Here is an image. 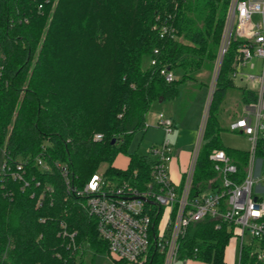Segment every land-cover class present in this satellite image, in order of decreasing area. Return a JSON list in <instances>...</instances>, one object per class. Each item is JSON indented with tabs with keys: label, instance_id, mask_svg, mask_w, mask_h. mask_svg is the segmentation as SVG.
I'll return each mask as SVG.
<instances>
[{
	"label": "trees",
	"instance_id": "trees-1",
	"mask_svg": "<svg viewBox=\"0 0 264 264\" xmlns=\"http://www.w3.org/2000/svg\"><path fill=\"white\" fill-rule=\"evenodd\" d=\"M229 1L0 0V52L5 57L0 164L5 156L12 161L28 157L27 170L53 188L39 206L36 197L42 188L31 196L0 173V264H95L97 253L109 252L84 198L67 193L58 170L41 172L31 160L42 154L68 163L78 188L103 163L111 183L155 188L154 158L128 154L129 143L136 131L147 130L154 102L179 100L188 81L200 88L207 84L199 74L215 68ZM163 26L169 30L164 37ZM241 42L233 41L212 93L194 195L221 189L212 159L218 150L237 165L238 180L247 173L250 150L223 143L218 117L227 90L237 86L233 74ZM163 68L174 71L176 78L167 81ZM239 88L245 104L257 102L258 90ZM120 154H128L126 167L115 164ZM256 157L264 161V137L259 138ZM238 239L234 225L206 217L190 224L180 256L227 264V248ZM109 254L114 264H131ZM144 264H164V256L152 251ZM239 264L264 263L252 255V246L243 244Z\"/></svg>",
	"mask_w": 264,
	"mask_h": 264
},
{
	"label": "built area",
	"instance_id": "built-area-1",
	"mask_svg": "<svg viewBox=\"0 0 264 264\" xmlns=\"http://www.w3.org/2000/svg\"><path fill=\"white\" fill-rule=\"evenodd\" d=\"M41 7L39 4V8ZM168 32L167 26H163L160 35L164 37ZM235 39H242L243 42L238 48L234 77L241 74L242 68L253 58L263 59L261 75H246L250 80H258L261 84L258 100L252 104L254 110L230 125L232 131L246 135L251 143L247 173L243 180H238L235 177L238 172L237 165L224 150H218L212 155V159L214 169L221 177V189L194 195V175L203 143L207 112L221 65ZM4 58V54L0 52V78ZM152 63L155 64L156 61L153 60ZM255 66L251 62L250 68ZM161 73L167 81L176 78L175 72L170 69L163 68ZM206 107L199 137L189 164L182 173L181 183H175L170 175V163L176 155L170 134L175 126L173 118L164 113H160L158 117V126L164 131V137L161 142L151 147V156L155 160L152 169L155 188L151 184L145 190L127 183L116 185L106 178L104 172L98 171L83 187L78 188L72 182L68 163L48 160L42 154L36 155L31 162L41 172L53 173L58 170L67 193L84 198L87 212L97 219L100 238L107 243L109 252L117 258L144 264L152 251H158L164 256V264H176L180 257L181 240L190 224L212 217L234 225L239 230L241 246L249 232L253 237V242L249 244L252 246V255L264 263V196L256 188L261 186V178L264 180V161L261 159L257 167L256 157L257 143L260 137H264V0L229 1ZM95 138L101 139L102 134H96ZM29 161L28 157L12 161L5 156L0 164L1 178L18 182L22 190L30 191L31 196L35 195V188H42L36 197V204L40 206L45 195L51 193L53 188L42 185L27 170ZM256 170L259 172L257 178ZM70 236L74 241L75 233Z\"/></svg>",
	"mask_w": 264,
	"mask_h": 264
},
{
	"label": "rangeland",
	"instance_id": "rangeland-1",
	"mask_svg": "<svg viewBox=\"0 0 264 264\" xmlns=\"http://www.w3.org/2000/svg\"><path fill=\"white\" fill-rule=\"evenodd\" d=\"M251 62L255 63V68H250ZM248 63L246 67H243L241 74L239 73L235 77L236 87H230L224 98L222 108L218 114L219 121L222 127L221 139L227 146L236 147L239 149L250 150L251 143L248 138L238 132L230 130L232 122L236 121L239 116L247 114L252 111L253 108H248L242 100V92L240 86L248 85L250 88L260 90V82L258 80H250L246 75L259 76L263 69V59L255 57ZM215 70V68H214ZM214 70L202 71L199 74V79H202L207 83L203 88H200L198 82L188 81L184 85L182 90V98L175 101H166L165 104L160 105L159 102H154L148 115H147V130H138L134 133L129 146L128 154L138 153L140 155H150L152 145L162 141L164 137V131L158 126V117L160 113H164L167 116H173L177 120V125L174 127L173 132L170 134V139L174 145L175 151L179 148L187 150L191 148V144L196 145L199 137V131L203 122L206 106L208 104L211 85L214 78ZM242 76L244 79H242ZM193 97V101L189 103L187 97ZM187 102V107L185 106ZM128 154H120L115 164L120 167H125L128 163ZM261 163V159H257V167ZM107 163H103L98 169V173H103L107 168ZM259 172L256 170V177ZM261 178V177H260ZM264 196V180L261 178V186L256 187ZM233 241V240H232ZM232 241L227 248V252L232 250ZM244 244L249 245L253 242L252 235L247 232L244 237ZM238 245L242 243V240H238ZM238 248V247H237ZM239 249V248H238ZM92 256V251H88L85 255L86 259ZM95 264H114L113 258L109 252H99L95 256ZM138 264V263H131ZM227 264H232L227 261ZM237 259H236V263Z\"/></svg>",
	"mask_w": 264,
	"mask_h": 264
},
{
	"label": "crops",
	"instance_id": "crops-1",
	"mask_svg": "<svg viewBox=\"0 0 264 264\" xmlns=\"http://www.w3.org/2000/svg\"><path fill=\"white\" fill-rule=\"evenodd\" d=\"M159 104L162 105V104H165V102H159ZM247 107L250 109L253 108L252 110H254L253 105H247ZM171 117H173V116H171ZM240 117L241 116H239L238 118H240ZM176 125H177V120H176ZM233 132H236V131H233ZM238 133L242 134L241 132H238ZM242 135H244V134H242ZM244 136H246V135H244ZM248 140H249V138H248ZM191 146L192 147L191 148L189 147L187 150H183V148H179L177 151H175L176 155L174 156V158L172 159V161L170 163V175H171L172 180L175 183H181V181H182V173L185 170V168L187 167V165L189 164V161L191 158V153L195 147V145L193 146V144H191ZM243 150H245V149H243ZM238 240L232 241V250L230 252L226 253V261H230V263H232V264L236 263V259H237V263L239 264L241 244L238 245L239 244ZM176 264H207V263H205L201 260H198V259L185 258V257L180 256L178 258Z\"/></svg>",
	"mask_w": 264,
	"mask_h": 264
},
{
	"label": "water",
	"instance_id": "water-1",
	"mask_svg": "<svg viewBox=\"0 0 264 264\" xmlns=\"http://www.w3.org/2000/svg\"><path fill=\"white\" fill-rule=\"evenodd\" d=\"M163 101V99H160V102H162Z\"/></svg>",
	"mask_w": 264,
	"mask_h": 264
}]
</instances>
